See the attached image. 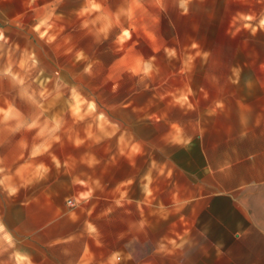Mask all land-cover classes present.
<instances>
[{
	"label": "rangeland",
	"instance_id": "obj_1",
	"mask_svg": "<svg viewBox=\"0 0 264 264\" xmlns=\"http://www.w3.org/2000/svg\"><path fill=\"white\" fill-rule=\"evenodd\" d=\"M255 1L224 12L206 1L13 0L0 30V264H17L12 203L51 193L78 205L107 195L110 176L124 179L140 108L156 110L178 81V44L220 49L229 66L264 65V0ZM86 205L103 234L113 228L106 202Z\"/></svg>",
	"mask_w": 264,
	"mask_h": 264
},
{
	"label": "crops",
	"instance_id": "obj_2",
	"mask_svg": "<svg viewBox=\"0 0 264 264\" xmlns=\"http://www.w3.org/2000/svg\"><path fill=\"white\" fill-rule=\"evenodd\" d=\"M187 1L212 11L258 8L255 0ZM12 2L0 0V30ZM34 2L46 8L52 0ZM177 53L178 81L156 110L151 101L140 108L128 173L109 177L107 195L70 199L73 206L51 193L12 203L17 264H149V255L155 264H264V65L229 66L225 52L191 40ZM90 199L115 215L105 234Z\"/></svg>",
	"mask_w": 264,
	"mask_h": 264
},
{
	"label": "built area",
	"instance_id": "obj_3",
	"mask_svg": "<svg viewBox=\"0 0 264 264\" xmlns=\"http://www.w3.org/2000/svg\"><path fill=\"white\" fill-rule=\"evenodd\" d=\"M67 203H68L70 206H73V202H72V201L69 200Z\"/></svg>",
	"mask_w": 264,
	"mask_h": 264
}]
</instances>
